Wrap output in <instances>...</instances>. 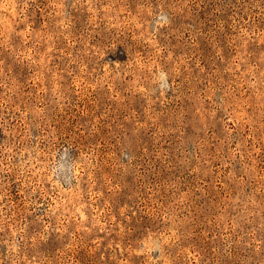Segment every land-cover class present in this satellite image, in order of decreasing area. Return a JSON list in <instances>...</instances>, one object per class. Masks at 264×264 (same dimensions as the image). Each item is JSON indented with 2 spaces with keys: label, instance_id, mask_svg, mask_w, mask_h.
<instances>
[{
  "label": "rangeland",
  "instance_id": "1",
  "mask_svg": "<svg viewBox=\"0 0 264 264\" xmlns=\"http://www.w3.org/2000/svg\"><path fill=\"white\" fill-rule=\"evenodd\" d=\"M0 264H264V0H0Z\"/></svg>",
  "mask_w": 264,
  "mask_h": 264
}]
</instances>
